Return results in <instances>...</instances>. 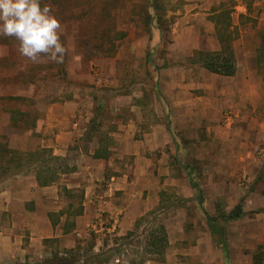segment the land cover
Instances as JSON below:
<instances>
[{"label":"rangeland","instance_id":"374dc122","mask_svg":"<svg viewBox=\"0 0 264 264\" xmlns=\"http://www.w3.org/2000/svg\"><path fill=\"white\" fill-rule=\"evenodd\" d=\"M41 4L50 5L61 22V42L68 51L62 63L47 58L33 63L19 54L18 41L0 36V146L11 143L37 152L48 108L72 102L83 132L80 145L95 139L108 157L103 160L102 193L133 178L139 154L142 215L136 232L117 237L122 215L114 221L101 212L79 240L81 251L74 259L93 254L90 246L104 242L111 246L105 264H264V217L253 213L228 223L227 259L203 218L236 205L255 211L253 194L264 195V152H258L264 146L246 158L255 177L250 179L239 167L236 135L230 137L238 126L234 104L243 96L240 82H259L264 96V0ZM217 26L224 37L230 34L238 75L212 74L193 56L219 50ZM262 102L257 101L256 110ZM24 112L39 118L35 127H11V118L18 121ZM224 136L230 141H223ZM64 158L55 162L43 156L56 174L73 170L81 160L74 150ZM11 168L10 174L15 172ZM4 175L0 170V179ZM191 181L199 186L202 202ZM111 193L105 203L119 199L122 190ZM73 198L79 202L81 196ZM113 224L115 229L108 231ZM161 230L165 243L158 239Z\"/></svg>","mask_w":264,"mask_h":264},{"label":"crops","instance_id":"0c3cea01","mask_svg":"<svg viewBox=\"0 0 264 264\" xmlns=\"http://www.w3.org/2000/svg\"><path fill=\"white\" fill-rule=\"evenodd\" d=\"M236 67L235 75H238L241 68L239 64ZM238 87L243 90V96L240 95L238 103L234 104L238 126L230 137L236 135L234 143L241 147L238 151L239 167L244 173L251 174V179L254 173L246 164V158L253 155L252 149L257 151L264 146V96L261 95L259 82H240ZM260 100L263 102L256 110ZM177 101L183 103L181 98ZM245 105L252 109L243 110ZM76 111L72 102L53 104L48 108L40 149H49L53 156L62 160L72 150L78 151L81 160L77 167L60 171L47 185H40L34 169L26 170L25 167L0 179V264H43L54 259L56 262V258L78 256L81 251L79 240L85 238L93 220L101 212H108L114 221L117 215H122L115 234L119 238L136 232L138 228L139 215H142L139 211V154L135 158L133 178L111 184L112 188L102 193L99 185L104 179L105 159L94 158V152L100 147L95 139L80 145L83 132L78 127ZM188 112L191 108H187ZM209 112L213 113L212 110ZM201 113L204 115L205 111ZM9 136L8 140L15 134ZM221 139L230 141L228 136ZM14 147L11 143L7 145V149L18 151L24 158L30 153L24 152V146ZM258 152L262 154L264 148ZM118 189L122 190L119 199H110L105 203V197ZM66 193L72 196L66 197ZM76 193L81 196L79 202L73 198ZM251 202L255 203L254 210L264 209V195L254 193ZM255 216L264 217V213ZM248 231L251 233V228ZM89 249L96 254L111 249V246L102 242L92 244ZM118 262L116 259L115 263Z\"/></svg>","mask_w":264,"mask_h":264},{"label":"trees","instance_id":"16d2710c","mask_svg":"<svg viewBox=\"0 0 264 264\" xmlns=\"http://www.w3.org/2000/svg\"><path fill=\"white\" fill-rule=\"evenodd\" d=\"M43 7V4H41ZM53 13V12H52ZM57 15L58 13L55 12ZM215 33L217 35L220 48L217 51L213 52H195L193 56L197 55L198 59H201V64L204 69L208 72L223 76V77H232L237 72L236 59L234 55L233 48L230 45L228 39L229 33L224 37V34L221 35L218 26L215 28ZM64 75L63 70L60 75ZM39 118L33 113L24 112L20 114L18 121L15 118H11L10 126L16 129L18 128L19 123L25 128L24 131L31 130L35 127V124ZM103 147H99L94 152L95 159H107L108 157L104 155L102 151ZM46 155L49 159L53 161H62L61 158L53 156L51 150L42 148L37 152H30L26 154L25 158L23 155H20L18 151L7 149V146H0V170L4 174H9L10 170L13 167L15 173L21 171L23 167L26 170L34 169L37 181L40 185H47L50 182L54 181L56 172L53 168L47 165L46 161L43 160V156ZM8 158V159H7ZM192 188L195 189L198 193V200L202 202V192L197 184L191 181ZM264 213V209H257L251 212H245L241 205H236L231 211H217V215L212 217L204 213L203 218L209 229V232L213 238L215 245L222 251L224 257L228 258V245L226 240V227L228 223L241 219L244 216L250 214ZM160 242L165 243V232L161 230ZM163 248V247H162ZM108 250L96 254H90L89 256L83 259H74L71 258H56L57 261L49 260L43 264H73L74 262L81 261L83 264H105V256L107 255ZM254 264L255 261H254Z\"/></svg>","mask_w":264,"mask_h":264},{"label":"clouds","instance_id":"9594fccd","mask_svg":"<svg viewBox=\"0 0 264 264\" xmlns=\"http://www.w3.org/2000/svg\"><path fill=\"white\" fill-rule=\"evenodd\" d=\"M61 22L41 0H0V36L18 41L17 51L33 63L43 58L62 63Z\"/></svg>","mask_w":264,"mask_h":264},{"label":"built area","instance_id":"2783aa9c","mask_svg":"<svg viewBox=\"0 0 264 264\" xmlns=\"http://www.w3.org/2000/svg\"><path fill=\"white\" fill-rule=\"evenodd\" d=\"M115 225H116V224H113V225L111 226V228L108 229V231H113V230L115 229Z\"/></svg>","mask_w":264,"mask_h":264}]
</instances>
